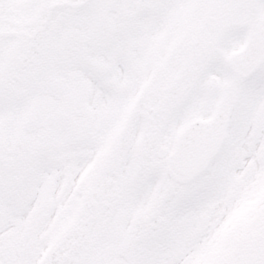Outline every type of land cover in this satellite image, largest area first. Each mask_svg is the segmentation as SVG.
Wrapping results in <instances>:
<instances>
[{"label": "snow or ice", "instance_id": "snow-or-ice-1", "mask_svg": "<svg viewBox=\"0 0 264 264\" xmlns=\"http://www.w3.org/2000/svg\"><path fill=\"white\" fill-rule=\"evenodd\" d=\"M0 264H264V0H0Z\"/></svg>", "mask_w": 264, "mask_h": 264}]
</instances>
